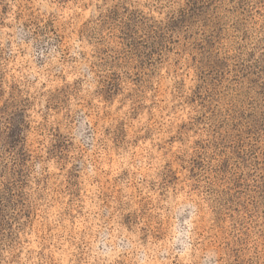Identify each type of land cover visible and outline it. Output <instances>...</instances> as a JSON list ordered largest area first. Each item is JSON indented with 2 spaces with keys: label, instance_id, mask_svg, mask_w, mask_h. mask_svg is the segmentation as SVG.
<instances>
[{
  "label": "rangeland",
  "instance_id": "1",
  "mask_svg": "<svg viewBox=\"0 0 264 264\" xmlns=\"http://www.w3.org/2000/svg\"><path fill=\"white\" fill-rule=\"evenodd\" d=\"M0 264H264V0H0Z\"/></svg>",
  "mask_w": 264,
  "mask_h": 264
}]
</instances>
